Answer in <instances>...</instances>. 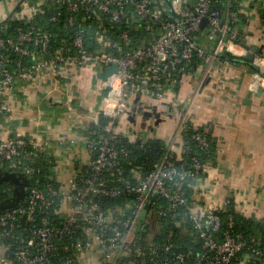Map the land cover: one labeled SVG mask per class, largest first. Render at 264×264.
I'll list each match as a JSON object with an SVG mask.
<instances>
[{
	"label": "built area",
	"instance_id": "obj_1",
	"mask_svg": "<svg viewBox=\"0 0 264 264\" xmlns=\"http://www.w3.org/2000/svg\"><path fill=\"white\" fill-rule=\"evenodd\" d=\"M214 1L0 0L10 12L0 17V163L30 174L38 171L37 158L50 152L51 141L10 133L13 101L40 74L57 81L71 66H89L97 74L117 65L115 72L100 79L102 102L94 109L96 119L108 118L103 132L115 135L135 85L163 99L174 89L176 73L189 71L194 54L228 63L224 55H235L236 46L243 45L239 28L233 25L239 16L228 1L224 10L213 7ZM37 15L42 19L35 21ZM135 19H142L149 31L158 25L151 42L133 45L129 23ZM10 20L21 23L9 31ZM261 59L255 55L253 63L258 66ZM259 70L253 74L252 89L264 88V71ZM188 126L183 116L175 132L182 137L181 154L191 151L182 136ZM191 138L200 149L209 145L201 131H194ZM73 142L68 137L55 140L58 146ZM81 142L90 154L69 183L57 180V157L50 152L54 164L48 168L53 175L32 186L23 205L0 215V237L6 240L0 264L241 263L233 260L245 241L240 234L220 231L221 213L230 201L198 208L188 202L186 187L195 189L205 166L196 154L177 157L170 143L148 169H133L128 176L121 158L125 150L108 136L93 140L84 135ZM120 197L109 205L110 199ZM180 208L201 241L197 253L159 236L163 229L171 235L163 220L168 210L172 221L176 219ZM225 223L232 225L231 215ZM250 241L251 257L264 259V236Z\"/></svg>",
	"mask_w": 264,
	"mask_h": 264
},
{
	"label": "crops",
	"instance_id": "obj_2",
	"mask_svg": "<svg viewBox=\"0 0 264 264\" xmlns=\"http://www.w3.org/2000/svg\"><path fill=\"white\" fill-rule=\"evenodd\" d=\"M238 3L247 24L245 45L236 46L235 55L241 58L255 46L256 56L262 58L259 65L204 56L193 71L179 72L174 89L158 100L135 85L128 92L130 107L119 117L114 134L131 142L161 139L172 143L180 156L182 137L175 132L184 110L188 123L203 128L217 144L214 159L204 166L191 191L192 206L230 201L234 211L264 221V88L250 87L256 70L264 71V0ZM8 13L0 8V17ZM99 82L91 67L71 66L57 81L40 74L13 101L11 135L51 141L61 183H69L75 168L84 165L90 154L81 140L91 125L99 124L94 117L102 102ZM58 137L74 142L58 146ZM3 246L0 243V254L5 252Z\"/></svg>",
	"mask_w": 264,
	"mask_h": 264
},
{
	"label": "trees",
	"instance_id": "obj_3",
	"mask_svg": "<svg viewBox=\"0 0 264 264\" xmlns=\"http://www.w3.org/2000/svg\"><path fill=\"white\" fill-rule=\"evenodd\" d=\"M229 2V8L236 10L238 12L237 25L240 30V35L238 40L245 45L243 37L245 36V27L247 20L245 15L240 12L238 0H216L213 2V7L224 10L226 9V3ZM194 2V0H189V3ZM50 9H53V4H49ZM42 19L41 15L35 17V21ZM129 23L132 26V38L134 46L149 43L157 36L159 27L155 24L152 30L145 29V22L142 19H135ZM21 22L10 20L7 21L8 30L11 31L13 27ZM232 25V24H230ZM65 32H58L59 35H63ZM89 35V34H87ZM197 43H201L199 34H195L194 37ZM207 56V55H204ZM204 56L193 55V58L189 64V71L201 64L204 61ZM229 61L240 58L231 53L225 55ZM179 72L176 73L175 80H177ZM194 131H201L209 138V145L207 148L200 149L195 141L191 138V134ZM87 135H90V138L93 140L99 139L102 136H108L110 141L113 142L118 148L125 150V155H121L122 165L126 168V173L128 176H132L134 169H148L151 163L157 159L163 152L166 150V144L161 139H150L143 142H131L126 137L121 135H106L103 132V128L100 124L91 125L87 131ZM185 145L189 146L191 151L184 154H180L183 157H188L191 154H196L200 159L203 165H206L214 159L216 151V140L203 128H194L193 126H188L182 133ZM45 155L40 156L35 161V166H37L38 171H34L30 174H24L22 172L13 170L8 167L6 162L0 163V215L9 209H12L16 206L23 205L25 203L26 197L28 196L29 189L34 186L36 183H41L46 180L47 175H53V172L49 170V166L53 165V159L51 158L50 152L44 153ZM177 157H180L176 154ZM130 162V163H128ZM185 164H188L187 161H184ZM192 189L186 187V194L188 197V202L192 205V199L190 197ZM123 198H115L109 200V205L121 201ZM231 202L228 203V210L222 212L223 224L221 225V232H229L233 235L240 234L241 238L245 241L243 247L239 250L236 255V258L233 260L235 263H240L244 261L245 264H264L263 258H258L257 256L251 257V246L253 244L250 241L251 238H262L264 236V221L255 220L252 217H245L237 211L232 209ZM182 208L177 211L176 219L172 221L170 218V210H168L165 218L163 220L164 228L170 232V236L166 235V231L163 229L159 236L163 241H170L174 244H178L179 248L182 250H187L193 248L195 253L200 250L201 241L198 238V235L193 228L192 223L185 217L181 216ZM232 217V225H226L225 221L228 216ZM0 243L2 245L6 244L4 237H0Z\"/></svg>",
	"mask_w": 264,
	"mask_h": 264
},
{
	"label": "water",
	"instance_id": "obj_4",
	"mask_svg": "<svg viewBox=\"0 0 264 264\" xmlns=\"http://www.w3.org/2000/svg\"><path fill=\"white\" fill-rule=\"evenodd\" d=\"M204 22H205V19L203 18V19H202V22H201V27L204 26ZM258 51H259V50H258L257 47H255V46H251V47H250V50H249L245 55H243L241 58H236L235 60L252 63L253 60H254V57H255V55L257 54ZM227 54H229V52H227ZM224 57H225V55H224ZM116 69H117V65H110V66H107V67L104 69L103 72H99V73H97V77H98L99 79L104 80L108 75H110L111 73L115 72ZM105 89L108 90L109 87L107 86V87H105ZM107 119H108L107 117H105V116H103V115H100V116L98 117V123H99L101 126H103V125L106 123Z\"/></svg>",
	"mask_w": 264,
	"mask_h": 264
},
{
	"label": "rangeland",
	"instance_id": "obj_5",
	"mask_svg": "<svg viewBox=\"0 0 264 264\" xmlns=\"http://www.w3.org/2000/svg\"><path fill=\"white\" fill-rule=\"evenodd\" d=\"M0 8L2 9V10H6V6H4V5H0ZM183 113H184V110H181V116L179 117V119H178V124L177 125H179V123L181 122V120H182V118H183ZM121 117V116H120ZM187 119V118H186Z\"/></svg>",
	"mask_w": 264,
	"mask_h": 264
}]
</instances>
